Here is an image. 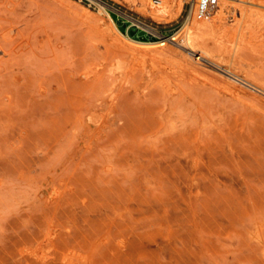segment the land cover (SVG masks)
I'll return each instance as SVG.
<instances>
[{"label":"rangeland","instance_id":"1","mask_svg":"<svg viewBox=\"0 0 264 264\" xmlns=\"http://www.w3.org/2000/svg\"><path fill=\"white\" fill-rule=\"evenodd\" d=\"M182 1L0 0V264H264V0Z\"/></svg>","mask_w":264,"mask_h":264},{"label":"bare ground","instance_id":"2","mask_svg":"<svg viewBox=\"0 0 264 264\" xmlns=\"http://www.w3.org/2000/svg\"><path fill=\"white\" fill-rule=\"evenodd\" d=\"M145 5L147 6V8L154 14H158V15H165L169 12H171L172 7L179 2V0H157V5H153L151 4V2L149 0H143ZM181 2H183L182 0H180V9L182 7L183 4H181ZM231 2H233V0H220L219 2V7L221 6V9H219V7L213 12L212 15L216 14V12L220 11V15H223L224 17H227V15L233 11L235 8L233 7V4H231ZM178 8V7H177ZM218 15V17L220 16ZM216 16L212 17H207V18H203V19H198L194 13V9L192 8L183 24V28H184V32L186 37L189 40L193 39V33L198 30V31H202L203 29L207 28V26L212 23L215 22L216 19L218 18ZM161 41V40H160ZM162 44H165V42L163 41ZM194 50V49H193ZM191 52V51H189ZM188 53V52H187ZM193 53V52H192ZM192 55V54H190ZM220 65V64H218ZM221 66V65H220ZM225 73H227L228 75L232 76L231 78H235L234 80L238 79L240 81H242L238 76H235L234 74H232V71L225 68L224 70ZM226 74V75H227ZM229 76V77H230ZM247 83V82H245ZM249 83V82H248Z\"/></svg>","mask_w":264,"mask_h":264},{"label":"built area","instance_id":"3","mask_svg":"<svg viewBox=\"0 0 264 264\" xmlns=\"http://www.w3.org/2000/svg\"><path fill=\"white\" fill-rule=\"evenodd\" d=\"M219 2L220 0H192L190 10L194 9L198 19L207 18L219 7Z\"/></svg>","mask_w":264,"mask_h":264}]
</instances>
